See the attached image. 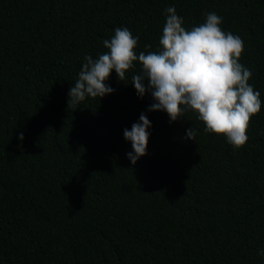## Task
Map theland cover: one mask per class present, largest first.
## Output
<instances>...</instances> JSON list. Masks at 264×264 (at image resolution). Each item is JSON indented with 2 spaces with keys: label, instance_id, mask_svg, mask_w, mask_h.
<instances>
[{
  "label": "trees",
  "instance_id": "1",
  "mask_svg": "<svg viewBox=\"0 0 264 264\" xmlns=\"http://www.w3.org/2000/svg\"><path fill=\"white\" fill-rule=\"evenodd\" d=\"M170 6L186 29L215 12L243 40L262 105L239 149L191 111L149 112L138 63L124 81L111 72L113 93L67 107L85 56L117 27L137 54L157 51ZM142 113L150 136L132 164L123 131ZM261 250L264 0H0V264H264Z\"/></svg>",
  "mask_w": 264,
  "mask_h": 264
},
{
  "label": "clouds",
  "instance_id": "2",
  "mask_svg": "<svg viewBox=\"0 0 264 264\" xmlns=\"http://www.w3.org/2000/svg\"><path fill=\"white\" fill-rule=\"evenodd\" d=\"M223 18L206 12L203 23L186 29L183 17L174 6L165 9V23L157 51H135L138 37L127 27H117L110 39L103 41L107 50L93 59L84 57L74 86L68 92L67 107L78 108L86 97L101 98L114 92L106 84L114 70L119 81L138 63L139 73L133 74L131 84L138 98L149 93L154 101L148 111H163L169 122L180 119L185 112L196 114L205 133L225 136L234 148L242 147L251 118L261 110L260 92L248 83L252 73L239 62L244 50L243 40L224 31ZM146 49L151 45H145ZM151 122L145 114L124 129L123 137L131 142L127 153L132 164L146 155ZM191 127L186 138L194 140ZM23 140V134L18 137ZM264 257V250L258 252Z\"/></svg>",
  "mask_w": 264,
  "mask_h": 264
}]
</instances>
